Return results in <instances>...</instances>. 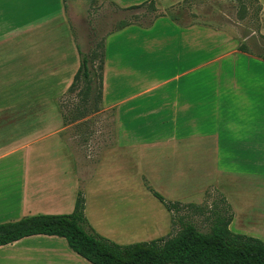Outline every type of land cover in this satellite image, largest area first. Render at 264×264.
<instances>
[{
	"label": "crops",
	"instance_id": "obj_1",
	"mask_svg": "<svg viewBox=\"0 0 264 264\" xmlns=\"http://www.w3.org/2000/svg\"><path fill=\"white\" fill-rule=\"evenodd\" d=\"M81 1L0 0V224L39 214L71 213L83 184V143H91V150L97 152L94 140L86 141L82 130L89 119L78 114L69 120L58 118L54 105L49 106L53 114L41 118L34 100L30 102L29 89L24 90L25 104L17 99L19 90L4 99L5 90H13L5 89V80L47 78L36 75L49 73L39 63L36 67V56L46 55L51 43H82V36L77 39L73 34L77 27L83 32L84 15L79 19L75 9ZM108 1L130 13L149 0ZM154 1L157 14L148 24L129 22L103 39L101 113L114 110L121 129L112 143L131 141L128 127L171 128V135L162 140L165 143H206L222 160L264 161V60L238 50L237 43L248 37L239 40L225 28L168 14V9L186 0ZM260 3L264 17V0ZM259 33L264 39V22ZM18 43L35 46L22 76L15 70L21 62ZM247 56L250 63L244 64ZM131 58L143 62L145 69L158 65L171 70L163 83L174 86L108 92L109 67L115 65L116 72ZM205 81L215 82L214 88L203 87ZM197 119L200 125L215 122L216 130L197 138L184 129L188 135L180 140L177 129ZM90 124L88 138L98 134V125ZM165 159L174 160V153H165ZM177 173L172 169L170 175ZM260 235L264 237V231ZM0 264L91 263L71 250L64 238L33 235L0 246Z\"/></svg>",
	"mask_w": 264,
	"mask_h": 264
},
{
	"label": "rangeland",
	"instance_id": "obj_2",
	"mask_svg": "<svg viewBox=\"0 0 264 264\" xmlns=\"http://www.w3.org/2000/svg\"><path fill=\"white\" fill-rule=\"evenodd\" d=\"M154 6L148 1L141 9L122 13L108 0H82L75 5V9L77 16L81 13L84 15L83 32L80 33L79 27L73 31L77 39L79 35L82 36V43H51L46 55L41 53L42 56H36V67L39 63L41 69L49 71L36 72V75H46L47 78L5 80V89L12 87L13 90H5L4 99L6 101L9 94L19 90L17 99L20 104H25L28 96L24 90L29 89L30 102L34 100L39 110L37 115H41V118L53 114L49 111L50 105L56 106L58 118L65 120L73 119L78 111H85L84 118L89 120L82 130L86 141L94 140L97 152L91 150V143H83L85 171L80 193L84 199L85 217L100 236L119 245L148 242L174 236L184 223L208 233L214 218L225 215L231 218V232L264 242V237L260 235L264 231V161L222 160L212 151L213 145L206 143H165L167 141L162 140L171 135V128L127 126L132 130L125 128L131 141L112 143V138H117L121 133L115 111L102 114L101 99H95L93 91L82 99L79 92L83 88L81 81L69 91L81 60L79 52L88 55L121 22L148 24L157 14L153 13ZM262 9L260 0H186L168 9V14L181 19L185 16V20L217 29L225 28L239 40L248 37L237 44L258 52L264 45L259 33L264 22ZM18 44L17 57L21 62L15 70L22 76L27 73L25 61L32 58L35 46ZM243 62L249 64L250 58L247 56ZM97 66L98 60H95L93 67L90 64L96 78L93 86L98 82ZM109 74L110 93L149 86H174V83H163L164 78L171 75V70L158 65H155V69L150 66L145 69L144 63L136 62L135 58L116 72L115 65L110 66ZM196 86L200 87L198 83ZM204 86L214 88L215 82L205 81ZM77 93L80 97L76 96ZM94 106L98 107V112L92 113ZM90 123L98 125V134L88 138L92 132ZM201 124L197 119L191 125L180 126L177 129L179 139L188 135L183 132L184 129L196 134L197 138L205 131L216 130L215 122L209 126ZM159 132L160 137L157 136ZM162 132L168 134L163 135ZM172 152L174 160L165 159V153ZM172 169H178L173 177L170 175ZM148 188L167 202H179L178 210L167 211Z\"/></svg>",
	"mask_w": 264,
	"mask_h": 264
},
{
	"label": "trees",
	"instance_id": "obj_3",
	"mask_svg": "<svg viewBox=\"0 0 264 264\" xmlns=\"http://www.w3.org/2000/svg\"><path fill=\"white\" fill-rule=\"evenodd\" d=\"M149 2L153 4L155 1ZM126 25L122 22L118 28ZM238 50L264 60V45L258 52L251 51L244 45H240ZM79 54L80 64L69 91L81 81V98L93 91L95 99L100 100L105 58L104 42L96 44L86 56L80 52ZM95 60H98L99 74L98 82L93 86L96 78L93 77L95 74L90 69V64L93 67ZM78 94L76 96L80 97ZM79 112L78 116L84 118L85 111ZM94 112H98V107H92V113ZM148 190L167 211L178 210L179 202H167L157 192L150 188ZM84 210V199L78 192L73 211L69 214H39L15 222L2 223L0 246L33 235H47L64 238L71 250L91 264H264V242L258 238L231 232V218L225 215H217L214 218L208 233L197 230L190 223H184L174 236L119 245L97 234L89 225Z\"/></svg>",
	"mask_w": 264,
	"mask_h": 264
}]
</instances>
